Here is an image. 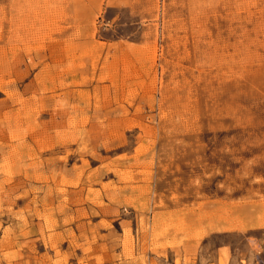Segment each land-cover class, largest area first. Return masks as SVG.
Wrapping results in <instances>:
<instances>
[{
	"label": "rangeland",
	"instance_id": "1",
	"mask_svg": "<svg viewBox=\"0 0 264 264\" xmlns=\"http://www.w3.org/2000/svg\"><path fill=\"white\" fill-rule=\"evenodd\" d=\"M0 264H264V0H0Z\"/></svg>",
	"mask_w": 264,
	"mask_h": 264
}]
</instances>
